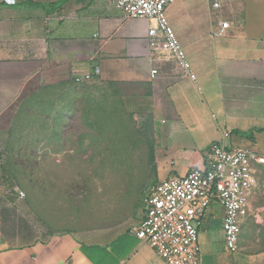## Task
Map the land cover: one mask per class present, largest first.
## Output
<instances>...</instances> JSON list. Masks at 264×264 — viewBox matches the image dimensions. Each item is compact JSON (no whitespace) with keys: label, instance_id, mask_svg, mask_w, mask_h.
Instances as JSON below:
<instances>
[{"label":"crops","instance_id":"obj_1","mask_svg":"<svg viewBox=\"0 0 264 264\" xmlns=\"http://www.w3.org/2000/svg\"><path fill=\"white\" fill-rule=\"evenodd\" d=\"M204 2L205 9L175 0L165 11L192 80L149 47L154 21L123 19L105 0H0V264H166L132 232L154 184L205 168L204 151L224 128L227 147L264 156V0H235L225 29ZM86 74L90 80L75 82ZM86 93L119 99L145 120L155 176L131 220L75 232L36 214L8 168L5 146L17 112L43 104L40 139L72 142L74 149L63 147L75 150L100 126L84 110L101 97ZM254 172L238 249H226L224 211L212 198L198 233L201 264H264V164Z\"/></svg>","mask_w":264,"mask_h":264},{"label":"rangeland","instance_id":"obj_2","mask_svg":"<svg viewBox=\"0 0 264 264\" xmlns=\"http://www.w3.org/2000/svg\"><path fill=\"white\" fill-rule=\"evenodd\" d=\"M194 1L205 9L204 0ZM173 29L176 33V25ZM86 94L101 97L93 111L84 110L100 126H93L94 133H86L75 150H66L74 149L72 142L40 139L43 104L17 112L5 146L8 168L36 214L75 232L131 220L155 176L145 120L128 112L119 99Z\"/></svg>","mask_w":264,"mask_h":264},{"label":"built area","instance_id":"obj_3","mask_svg":"<svg viewBox=\"0 0 264 264\" xmlns=\"http://www.w3.org/2000/svg\"><path fill=\"white\" fill-rule=\"evenodd\" d=\"M116 7L123 19L144 18L154 21L148 28V45L183 69L190 79L195 75L176 33L166 18V8L175 0H105ZM235 0H209L212 13L222 28ZM99 70H96L98 73ZM157 70H151L154 76ZM91 75L76 77L75 82L90 80ZM230 130H220V139L204 151L205 168H192L185 175H172L154 184L144 199V213L132 228L166 264H201L198 233L212 198L223 208L222 231L229 252L238 249L241 223L248 213V192L255 185L254 166L264 164V156L241 147H227ZM19 196L24 197L22 191Z\"/></svg>","mask_w":264,"mask_h":264}]
</instances>
